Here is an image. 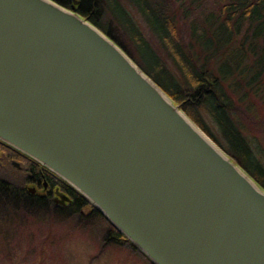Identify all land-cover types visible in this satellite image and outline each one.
Here are the masks:
<instances>
[{"label": "water", "instance_id": "1", "mask_svg": "<svg viewBox=\"0 0 264 264\" xmlns=\"http://www.w3.org/2000/svg\"><path fill=\"white\" fill-rule=\"evenodd\" d=\"M73 3L0 0V143L150 264H264V190Z\"/></svg>", "mask_w": 264, "mask_h": 264}, {"label": "trees", "instance_id": "2", "mask_svg": "<svg viewBox=\"0 0 264 264\" xmlns=\"http://www.w3.org/2000/svg\"><path fill=\"white\" fill-rule=\"evenodd\" d=\"M52 1L66 9L77 1V13L264 190V0ZM23 182L0 173V264L13 263L9 236L31 220L72 221L80 229L99 224L102 248L145 259L66 183L71 202L55 205Z\"/></svg>", "mask_w": 264, "mask_h": 264}, {"label": "rangeland", "instance_id": "3", "mask_svg": "<svg viewBox=\"0 0 264 264\" xmlns=\"http://www.w3.org/2000/svg\"><path fill=\"white\" fill-rule=\"evenodd\" d=\"M3 172L11 180L24 179ZM23 183L26 187V182ZM102 235L99 224L80 229L72 221L43 224L31 220L14 239L9 236L12 264H148L142 256L131 254L126 248L110 245L102 248Z\"/></svg>", "mask_w": 264, "mask_h": 264}, {"label": "flooded vegetation", "instance_id": "4", "mask_svg": "<svg viewBox=\"0 0 264 264\" xmlns=\"http://www.w3.org/2000/svg\"><path fill=\"white\" fill-rule=\"evenodd\" d=\"M5 171L10 176H23L26 188L31 195L47 198L55 205H65L71 202L61 180L55 175L0 143V173L4 174ZM61 195L68 197L69 201L61 200Z\"/></svg>", "mask_w": 264, "mask_h": 264}]
</instances>
